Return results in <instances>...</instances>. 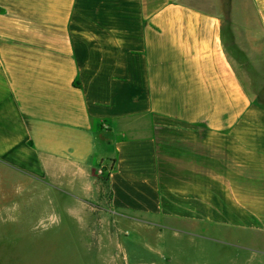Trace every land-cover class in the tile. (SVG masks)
<instances>
[{
	"label": "crops",
	"instance_id": "0c3cea01",
	"mask_svg": "<svg viewBox=\"0 0 264 264\" xmlns=\"http://www.w3.org/2000/svg\"><path fill=\"white\" fill-rule=\"evenodd\" d=\"M147 1L0 0V166L62 203L84 253L181 264L222 229L225 264H264V77L220 19Z\"/></svg>",
	"mask_w": 264,
	"mask_h": 264
},
{
	"label": "rangeland",
	"instance_id": "374dc122",
	"mask_svg": "<svg viewBox=\"0 0 264 264\" xmlns=\"http://www.w3.org/2000/svg\"><path fill=\"white\" fill-rule=\"evenodd\" d=\"M160 1L153 3L148 0L145 8L151 9ZM183 3L221 20L224 45L237 71L243 72L242 75L251 82L254 78L258 83L264 77V72H257L260 68L264 71V32L260 30L252 0H183ZM254 63L260 66L254 67ZM39 187L40 184L19 178L17 173L0 166V264L120 262L119 258L109 257L107 251L102 255L96 248L94 252L93 246H98V243H88L90 249L87 253L79 250L83 245L80 242L83 228L67 219L69 212L62 210V203L50 199ZM52 213L60 217L59 225H52L47 230L38 226L41 218L48 223L47 217ZM212 234L218 245L202 252L187 248L191 261L181 264H225L224 258H232V254L228 256L224 252L221 242H224V237L235 239L237 234H224L222 229H214Z\"/></svg>",
	"mask_w": 264,
	"mask_h": 264
},
{
	"label": "clouds",
	"instance_id": "9594fccd",
	"mask_svg": "<svg viewBox=\"0 0 264 264\" xmlns=\"http://www.w3.org/2000/svg\"><path fill=\"white\" fill-rule=\"evenodd\" d=\"M47 221H48V223H45V219L41 218L38 221V226H40V227L44 228L45 230H47L52 225H59L60 217L57 214L52 213L51 215H49L47 217Z\"/></svg>",
	"mask_w": 264,
	"mask_h": 264
},
{
	"label": "trees",
	"instance_id": "16d2710c",
	"mask_svg": "<svg viewBox=\"0 0 264 264\" xmlns=\"http://www.w3.org/2000/svg\"><path fill=\"white\" fill-rule=\"evenodd\" d=\"M113 163H114V162H113ZM101 176H102V178H103L104 180H106V179H107L106 173H104V171H102V174H101Z\"/></svg>",
	"mask_w": 264,
	"mask_h": 264
}]
</instances>
